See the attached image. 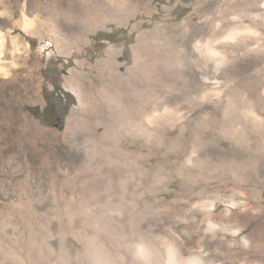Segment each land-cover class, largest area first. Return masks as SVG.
Here are the masks:
<instances>
[{
	"label": "rangeland",
	"instance_id": "374dc122",
	"mask_svg": "<svg viewBox=\"0 0 264 264\" xmlns=\"http://www.w3.org/2000/svg\"><path fill=\"white\" fill-rule=\"evenodd\" d=\"M0 32V264H133V230L264 264V0H0Z\"/></svg>",
	"mask_w": 264,
	"mask_h": 264
},
{
	"label": "bare ground",
	"instance_id": "6f19581e",
	"mask_svg": "<svg viewBox=\"0 0 264 264\" xmlns=\"http://www.w3.org/2000/svg\"><path fill=\"white\" fill-rule=\"evenodd\" d=\"M3 45H4V39L2 33L0 32V61L3 55ZM2 69L3 67L0 64V72L2 71ZM116 76L117 78L122 79L120 75L117 74ZM116 81H118V79H116ZM109 105H110L109 103L105 102L103 105H94L93 107L91 106L87 116L92 118H98L99 111L100 110H103L104 112L107 111L109 109ZM175 144H176L175 141L171 140L169 146L173 147ZM243 147L244 148L239 151H235V150H230L228 152H223L222 150L215 151L219 154L221 158L220 161H223L221 164L222 168L224 169L231 168L233 171L237 172L240 169H245V168L249 169L251 163L253 164L254 161L255 162L258 161L257 158L259 155L255 157V155H253L248 145H244ZM196 161H211V159L209 158L207 153L205 154L204 158H197ZM122 235L124 237L123 239H125V246L127 248L129 247L133 251V254L135 256V260L133 261V264H139V261H146L150 264H202L201 258L199 256H189L184 258L182 256V253L178 249H175L171 244L165 243L164 246H161L159 245V243H156L152 237L145 236L143 233H140L138 231L133 230V232L130 233V235L124 233ZM162 251L164 252L165 255H162L161 253ZM108 252L98 251L97 253H95L94 256H92V261H94V264H111V262L109 261L110 255Z\"/></svg>",
	"mask_w": 264,
	"mask_h": 264
},
{
	"label": "trees",
	"instance_id": "16d2710c",
	"mask_svg": "<svg viewBox=\"0 0 264 264\" xmlns=\"http://www.w3.org/2000/svg\"><path fill=\"white\" fill-rule=\"evenodd\" d=\"M100 39H107V40H109L111 42H115L116 41V40H112L111 39V34H106V35H104V37H101ZM55 85H56V88L60 89V85L59 84L55 83ZM65 94H66V96L69 95L67 92H65ZM60 98L64 100L62 93H61V97ZM68 106H69V103L66 104V111L68 109Z\"/></svg>",
	"mask_w": 264,
	"mask_h": 264
},
{
	"label": "flooded vegetation",
	"instance_id": "af4514ba",
	"mask_svg": "<svg viewBox=\"0 0 264 264\" xmlns=\"http://www.w3.org/2000/svg\"><path fill=\"white\" fill-rule=\"evenodd\" d=\"M53 105V103H52ZM56 105V104H55ZM56 106H54L55 108ZM49 108L50 106L48 105V103L46 102L45 105L40 109V112L44 115H46V113L49 111ZM57 108V107H56ZM56 119L59 121L60 120V117L59 116H56Z\"/></svg>",
	"mask_w": 264,
	"mask_h": 264
}]
</instances>
